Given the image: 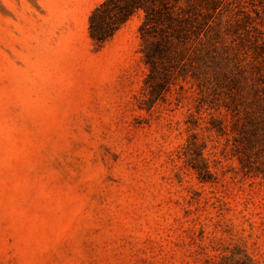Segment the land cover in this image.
<instances>
[{
	"label": "rangeland",
	"instance_id": "1",
	"mask_svg": "<svg viewBox=\"0 0 264 264\" xmlns=\"http://www.w3.org/2000/svg\"><path fill=\"white\" fill-rule=\"evenodd\" d=\"M104 1L0 0V264H264V0L197 2L161 96Z\"/></svg>",
	"mask_w": 264,
	"mask_h": 264
},
{
	"label": "trees",
	"instance_id": "2",
	"mask_svg": "<svg viewBox=\"0 0 264 264\" xmlns=\"http://www.w3.org/2000/svg\"><path fill=\"white\" fill-rule=\"evenodd\" d=\"M201 1L208 0H105L90 17L91 37L103 47L137 12L143 11L140 34L141 53L149 68L146 85L150 84L152 96H161L170 81L183 72L187 74V66L194 63L193 45L212 17L207 19L200 10L194 11L195 4Z\"/></svg>",
	"mask_w": 264,
	"mask_h": 264
}]
</instances>
